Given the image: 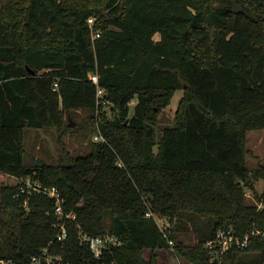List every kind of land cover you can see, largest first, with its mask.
Instances as JSON below:
<instances>
[{
  "label": "trees",
  "instance_id": "trees-1",
  "mask_svg": "<svg viewBox=\"0 0 264 264\" xmlns=\"http://www.w3.org/2000/svg\"><path fill=\"white\" fill-rule=\"evenodd\" d=\"M178 89L175 125L157 141L152 124ZM79 110L98 113L104 140L67 163L27 165L25 129L55 127L61 141ZM253 129L264 132V0H0V173L58 187L75 215L59 241L52 198L33 192L26 209L15 182L0 185V259L31 264L48 247L70 264H159L173 240L193 264H240L242 250L221 263L205 243L220 227L264 230ZM157 218L175 225L164 232ZM188 228L193 244L176 232ZM80 231L121 243L96 256ZM244 250L264 264V239Z\"/></svg>",
  "mask_w": 264,
  "mask_h": 264
},
{
  "label": "rangeland",
  "instance_id": "rangeland-1",
  "mask_svg": "<svg viewBox=\"0 0 264 264\" xmlns=\"http://www.w3.org/2000/svg\"><path fill=\"white\" fill-rule=\"evenodd\" d=\"M183 94L182 89H178L173 94L171 102L158 115L157 120L153 122L155 129V138L159 141L162 137V129L164 127H171L175 125V110L178 106L180 98ZM108 115H112L111 105L106 106ZM98 113L95 116L87 111L79 110L74 114V119L71 122V129H69L60 141L57 129L55 127H27L25 129V153L24 162L27 165L35 164L37 161H45L48 163H67L66 153L71 155H86L90 149L91 141L99 134ZM264 132L263 130L253 129L247 133V144L251 150L248 157V165L251 169L257 167L259 161L264 155ZM16 180L9 175H0V185L6 183H14ZM256 190L259 195H264V179L259 178L255 183ZM248 201L250 203H257L259 206L262 202L259 197H256L252 190L247 189ZM160 219V218H159ZM161 224L169 228H173L175 221L167 222L164 218L159 220ZM179 239L185 244H193L197 241L196 235L191 228L186 230H177ZM157 260L159 264H193L189 259L179 253L175 247L160 248L156 250ZM150 250H145V256L148 258ZM258 253L252 250H242L239 253L240 264H253L256 262ZM236 264V263H231Z\"/></svg>",
  "mask_w": 264,
  "mask_h": 264
},
{
  "label": "built area",
  "instance_id": "built-area-1",
  "mask_svg": "<svg viewBox=\"0 0 264 264\" xmlns=\"http://www.w3.org/2000/svg\"><path fill=\"white\" fill-rule=\"evenodd\" d=\"M94 20V17H90L88 19L91 26L94 23ZM98 36H100V32L95 31L93 38ZM89 78L97 85V102L108 104L109 101L104 97L105 89L99 85V75L95 72H90ZM94 139V141H100L104 140V137L99 133L94 137ZM14 179L16 180L15 184L17 185L15 197L21 200L22 205L26 209L29 208V197L33 192L43 193L53 199L55 203V212L60 216V218H62L61 222L59 223L60 230L56 236V239L63 241L67 236V227L64 216L66 218H75V215L73 213H65V199L59 188L56 186L43 185L41 181L33 180L31 176L14 177ZM147 215L151 216L152 213L149 212ZM157 220L162 231L165 232L167 226H164V224L160 223L159 220H161V218H157ZM164 220L167 221L166 218H164ZM253 237L264 239V230L255 228L251 231H247L244 234H239L232 225L229 227H220L217 230L215 236L205 243V248L208 250L213 260H217L222 263L224 261V255L230 249H246L251 244ZM80 239L82 242L87 243L90 246L96 256H100L103 251L111 245H118L121 243L115 235L108 232L101 235H91L87 232L80 231ZM169 243V248L173 250L175 248L174 241L169 240ZM9 262L10 261L0 259V264H8ZM44 262L47 264H70L69 262H62L61 255L49 254L48 247L44 248L43 253L40 256H34L31 260V264H42Z\"/></svg>",
  "mask_w": 264,
  "mask_h": 264
},
{
  "label": "crops",
  "instance_id": "crops-1",
  "mask_svg": "<svg viewBox=\"0 0 264 264\" xmlns=\"http://www.w3.org/2000/svg\"><path fill=\"white\" fill-rule=\"evenodd\" d=\"M0 175H7V174H5V173H0Z\"/></svg>",
  "mask_w": 264,
  "mask_h": 264
},
{
  "label": "water",
  "instance_id": "water-1",
  "mask_svg": "<svg viewBox=\"0 0 264 264\" xmlns=\"http://www.w3.org/2000/svg\"><path fill=\"white\" fill-rule=\"evenodd\" d=\"M72 125V123H70V126Z\"/></svg>",
  "mask_w": 264,
  "mask_h": 264
}]
</instances>
